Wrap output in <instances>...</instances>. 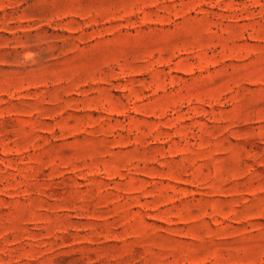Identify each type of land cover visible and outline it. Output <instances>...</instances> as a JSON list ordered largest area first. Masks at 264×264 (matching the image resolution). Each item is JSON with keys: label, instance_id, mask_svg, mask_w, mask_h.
I'll return each mask as SVG.
<instances>
[{"label": "rangeland", "instance_id": "obj_1", "mask_svg": "<svg viewBox=\"0 0 264 264\" xmlns=\"http://www.w3.org/2000/svg\"><path fill=\"white\" fill-rule=\"evenodd\" d=\"M0 264H264V0H0Z\"/></svg>", "mask_w": 264, "mask_h": 264}]
</instances>
